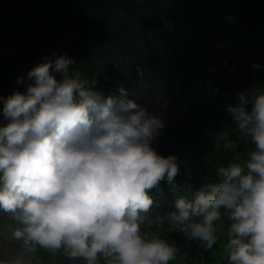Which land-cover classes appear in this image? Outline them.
Wrapping results in <instances>:
<instances>
[{
    "label": "clouds",
    "instance_id": "obj_1",
    "mask_svg": "<svg viewBox=\"0 0 264 264\" xmlns=\"http://www.w3.org/2000/svg\"><path fill=\"white\" fill-rule=\"evenodd\" d=\"M74 63L45 58L29 71L25 92L0 97V215L15 221L0 233V264H44L42 252L70 264H190L161 238L165 222L205 252L226 239L228 264H264V89L240 91L227 107L233 131L254 145L243 160L234 155L216 167L218 183L153 218L159 205L150 192L179 174L178 158L152 147L165 127L161 115L127 99L124 88L105 98L97 78L70 69ZM229 137L219 139L235 154Z\"/></svg>",
    "mask_w": 264,
    "mask_h": 264
},
{
    "label": "trees",
    "instance_id": "obj_2",
    "mask_svg": "<svg viewBox=\"0 0 264 264\" xmlns=\"http://www.w3.org/2000/svg\"><path fill=\"white\" fill-rule=\"evenodd\" d=\"M263 33L264 0H0V97L25 92L32 82L29 71L45 58L66 55L75 61L70 69L96 77L95 90L102 93L113 90L119 79L128 85L138 75L137 65L162 76H181L189 66L191 72L185 62L191 57L219 93L202 104L204 113L192 122L171 124L157 152L184 163L178 182L219 180L216 167L226 166L234 155L243 160L254 147L233 131L227 107L237 104L240 91L264 89ZM235 39L241 45L232 57L221 44ZM211 99L221 105L219 115L237 142L235 154L224 149L222 132L208 134L202 123ZM246 107L250 111L252 105ZM2 110L0 100V124L6 123Z\"/></svg>",
    "mask_w": 264,
    "mask_h": 264
},
{
    "label": "rangeland",
    "instance_id": "obj_3",
    "mask_svg": "<svg viewBox=\"0 0 264 264\" xmlns=\"http://www.w3.org/2000/svg\"><path fill=\"white\" fill-rule=\"evenodd\" d=\"M233 29H230V32ZM264 37V33L261 38ZM264 40V39H263ZM241 45L240 40H227L224 41V50L231 53V56L236 55V50ZM192 65V64H191ZM203 67H199L196 64L192 65L193 80L190 84L186 82L185 85L173 80L174 83L166 82L160 78L150 77L146 79L142 77L137 82H134L131 86V90L127 94V99L134 100L141 106H146L150 114H159L165 124V127L161 130L159 136L152 141V147L157 150L158 142L161 135L164 133L166 127L170 123H175L176 118H183V121L192 122L191 118H197L198 114L204 113L202 104L210 99V97L216 95L213 91L216 87L213 83H209L211 76L202 74ZM195 87V88H194ZM199 93V95H198ZM201 96V101L199 97ZM107 98L108 96H104ZM159 98V99H158ZM198 99V100H197ZM197 100V101H196ZM196 101L195 103H193ZM193 103V104H192ZM210 107L205 112V119L202 123H207L210 127L212 121L217 120L215 117L217 108L220 104L215 103L214 100H209ZM230 222H225L224 234L227 233V227ZM15 226V222L6 221L0 224V233H7L11 227ZM152 231L157 230V226H153ZM164 233L163 238L167 239L170 244H175L180 253H187L190 264H228L226 258V252L224 251V245L227 240L221 239L214 245L210 251H203L197 247L195 241H189L186 237L178 232H169L168 229L163 227L159 228V234ZM3 236H0V240ZM41 259L44 264H70V262L57 256L54 259L49 257L47 253H40ZM67 262V263H66ZM75 264H81V262H75ZM170 264H181L179 260L170 261Z\"/></svg>",
    "mask_w": 264,
    "mask_h": 264
}]
</instances>
